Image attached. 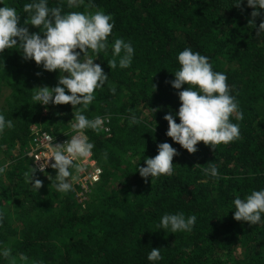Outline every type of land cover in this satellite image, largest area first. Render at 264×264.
<instances>
[{
	"label": "trees",
	"instance_id": "trees-1",
	"mask_svg": "<svg viewBox=\"0 0 264 264\" xmlns=\"http://www.w3.org/2000/svg\"><path fill=\"white\" fill-rule=\"evenodd\" d=\"M30 2L3 0V5L15 8L23 25L28 18L23 5ZM57 6L64 12L102 10L115 22L107 54L92 56L109 82L95 92L87 109L80 106L89 119L109 117V133L85 132L104 172L84 207L71 191L60 193L52 186L54 169L43 175L36 171L42 186L38 191L30 186L25 173L33 166L24 150L31 127L64 139L77 109L35 104L34 89L55 87L59 73L25 61L19 46L5 50L0 56V97L4 90L10 96L0 114L13 119L14 127L0 135V151L10 154L18 147L19 154L6 178L0 175V247L11 250L16 264H21L20 254L28 257L27 264H151V248L161 251L163 259L157 264H264V223L249 226L235 221L232 212L237 196L264 188V32L257 35L264 11L254 26L247 0L239 8L232 0H79L71 8L67 0H48L49 8ZM28 26L30 32L38 31L30 20ZM114 38L131 42L129 68H109ZM186 47L207 56L214 71L226 74L243 116L231 119L239 124L238 140L214 150L200 142L194 154L166 136L163 118L180 107L177 93L183 88L175 90L170 82L179 68L177 56ZM110 85L116 88L114 94ZM130 110L139 124L129 125ZM164 142L178 153L172 161L174 174L152 182L141 178L137 165L145 166L144 157L153 158ZM209 163L216 165L218 178L205 175ZM12 198L22 218L18 231L2 208ZM178 212L196 215L191 232L158 228L163 214ZM238 246L244 249L242 257L233 253ZM0 264L9 260L0 258Z\"/></svg>",
	"mask_w": 264,
	"mask_h": 264
},
{
	"label": "clouds",
	"instance_id": "clouds-1",
	"mask_svg": "<svg viewBox=\"0 0 264 264\" xmlns=\"http://www.w3.org/2000/svg\"><path fill=\"white\" fill-rule=\"evenodd\" d=\"M78 3L79 0H67L69 8ZM243 3L244 0H232V6L237 8ZM0 5V56L4 55L5 50L19 46L25 61H34L47 72L59 73L57 85L35 88L32 100L45 107L49 104H67L77 109L75 123L71 125L74 134L63 145H49L51 160L54 161L51 167L56 171L52 186L57 192L68 193L73 187L74 171H83L75 161H86L93 154L94 144L87 141L86 130L98 133L109 119L107 116L89 119L82 113L80 106L87 109L96 99L95 92L109 82L108 75L100 64L94 63L96 59L92 56L98 59L99 53L107 54L115 22L110 14L102 10L64 12L59 6L49 8L48 0H31L23 5L28 18L21 25V17L15 8L4 6L3 0H0ZM247 7L252 9L249 23L255 26V19L264 11V0H247ZM29 20L31 27L38 29L37 32L29 31ZM262 32L264 20L259 24L257 35ZM111 55L113 59L108 61L110 69L117 66L126 69L132 64L134 48L131 42L114 38L111 42ZM177 61L179 68L172 74L174 80L170 83L173 89L183 90L177 93L180 101L178 111L163 117L168 125L166 136L189 154L197 151L196 146L200 142L214 150L217 145H227L238 140L239 124L231 122V119L234 114L236 120L243 119V116L235 96L231 94L226 74L214 71L207 56L189 47L179 52ZM110 90L114 94L115 86L110 85ZM177 118L179 123L175 122ZM128 120L130 126L141 122L131 110ZM13 127L14 120L0 114V135ZM45 139L50 141L52 138L46 136ZM157 153L153 158L144 157L145 166L137 165L136 172L141 178H151L152 182L174 174L175 165L172 161L178 155L177 150L164 142L157 145ZM103 159L107 160V153H104ZM7 167V163L0 165V175L5 174ZM36 171L32 167L31 171L25 173V178L38 191L42 182L35 178ZM203 171L213 179L219 177L213 163H209ZM232 205L235 221L245 222L249 226L264 223V188L253 190L244 198L237 196ZM196 220L195 214L185 217L183 212L165 213L160 218L158 228L169 230L170 233L191 232ZM0 258L9 260V264H16V257L12 256L8 248L0 247ZM162 259L160 249L151 248L147 260L157 264ZM19 260L21 264H27L28 257L20 254Z\"/></svg>",
	"mask_w": 264,
	"mask_h": 264
},
{
	"label": "built area",
	"instance_id": "built-area-1",
	"mask_svg": "<svg viewBox=\"0 0 264 264\" xmlns=\"http://www.w3.org/2000/svg\"><path fill=\"white\" fill-rule=\"evenodd\" d=\"M108 122L109 120H107L102 126L103 130L106 133L110 132V129L107 126ZM30 130L31 139L24 150V156L29 158L32 166L37 169V172L43 175L46 171L53 169L51 167V164L54 161L51 160V151L49 145L51 143H53L54 146L56 144L63 145L70 139L71 135H73L74 133L72 131L71 133H69L68 137L61 140H57L51 133L47 132L46 130H43L39 126L34 125L31 127ZM46 136L51 137L52 139L50 141L46 140ZM86 138L89 142L87 135ZM75 164L83 168V171L79 173H76L74 171L75 179L73 180V187L71 192L77 201L84 204L86 200L90 199V196L95 186L101 181L104 171L100 166L99 162L94 158L93 154L90 158H88V160H77L75 161ZM98 168L100 169L99 172L96 171V169Z\"/></svg>",
	"mask_w": 264,
	"mask_h": 264
},
{
	"label": "rangeland",
	"instance_id": "rangeland-1",
	"mask_svg": "<svg viewBox=\"0 0 264 264\" xmlns=\"http://www.w3.org/2000/svg\"><path fill=\"white\" fill-rule=\"evenodd\" d=\"M10 96V92L7 90H4L2 92V96L0 97V108L3 106L5 107L6 101L9 99ZM72 129L69 130L67 132L71 133ZM18 147H16L10 154H6L2 151H0V165L7 163L8 167L5 171V174H3V178H6V172L10 169L11 165L16 163L15 159L18 156ZM118 183V182H117ZM117 187H120L119 184H117ZM16 196V195H13ZM16 200V199H15ZM79 204L82 205V207H84V204H82L81 202L78 201ZM80 208L81 210H83V208ZM2 208L4 210L5 213V218L8 221V224L12 227V229H15L16 231L20 230L21 226H22V218L19 216V207H18V203L14 201V198H12L9 201H6L2 204ZM234 255L236 257H242L243 253H244V249L242 246H238L235 250H234Z\"/></svg>",
	"mask_w": 264,
	"mask_h": 264
}]
</instances>
